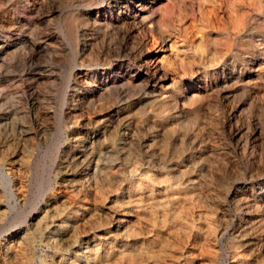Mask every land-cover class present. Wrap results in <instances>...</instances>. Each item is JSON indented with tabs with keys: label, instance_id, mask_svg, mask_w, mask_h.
<instances>
[{
	"label": "rangeland",
	"instance_id": "obj_1",
	"mask_svg": "<svg viewBox=\"0 0 264 264\" xmlns=\"http://www.w3.org/2000/svg\"><path fill=\"white\" fill-rule=\"evenodd\" d=\"M117 1L0 0V245L28 231L7 264H264V0H145L151 26ZM215 2L243 28L219 54L192 43Z\"/></svg>",
	"mask_w": 264,
	"mask_h": 264
},
{
	"label": "bare ground",
	"instance_id": "obj_2",
	"mask_svg": "<svg viewBox=\"0 0 264 264\" xmlns=\"http://www.w3.org/2000/svg\"><path fill=\"white\" fill-rule=\"evenodd\" d=\"M117 1V0H116ZM124 1V0H123ZM216 1V0H215ZM219 2H221L220 0H218ZM226 1V0H225ZM118 2V1H117ZM135 4H137L136 6H134V3L132 4V2L131 3H129V1H126L125 2V6H121V7H117L116 8V15H115V17H116V20L117 21H127L128 20V18H130V16H134V18L133 19H140V22L141 23H146V21H147V17L144 15V12H142V10H143V8L144 7H146V1L145 0H134L133 1ZM218 2V3H219ZM212 3H213V1H212ZM222 3V2H221ZM226 3V2H225ZM117 4V3H116ZM214 4V3H213ZM215 4H216V2H215ZM237 4V3H236ZM121 5V4H120ZM137 6H139V7H141V8H136ZM165 6V5H164ZM203 6V5H202ZM206 6V5H205ZM207 6H209V5H207ZM225 5H223V4H221V5H218V4H216V5H213V6H210V7H208V8H206V10H205V15H207V16H205V15H203V16H205V18L206 17H208L209 18V20H210V22L212 23V25L214 26V28H216L217 30H218V35H217V37L215 38V39H213V38H211V35L210 34H208V33H204L203 35H202V37L200 38V39H197V40H194L192 43H196L198 46H202L201 48H203V46L206 44V45H208L209 46V44L208 43H210V46H211V48L213 49V50H215V51H218V54L221 52V50H223L224 48H227V47H229L230 46V44H231V40H233V37L235 36H237V34L239 33V32H242V25L240 24V23H238L239 22V19H238V24H235L234 22V24H233V26H230V24L228 25V23H227V25H224V23H223V21L227 18L228 20H229V18H230V16H229V13L230 12H228V10L230 9H226L225 7H224ZM264 6V5H263ZM231 7V6H230ZM231 8H233V7H231ZM261 8V7H260ZM148 9V8H147ZM161 9V8H160ZM201 9H202V7H201ZM233 10L234 11H236V9H234L233 8ZM237 10H239V8L237 9ZM259 10V9H258ZM106 11V10H105ZM147 11V10H146ZM160 11V10H159ZM232 11V10H231ZM240 11V10H239ZM239 11H238V14H239ZM247 13V12H246ZM245 13V14H246ZM159 14L161 15V19H165L166 18V16L167 15H165V12H164V9L162 8V13L161 12H159ZM235 15H234V17L236 16V14L237 13H234ZM159 15V16H160ZM241 15V14H240ZM243 15H244V13H243ZM242 15V16H243ZM153 15H151V17H152ZM248 16V15H247ZM253 16V15H252ZM251 16V17H252ZM97 17V16H96ZM155 17V16H154ZM233 17V18H234ZM249 17H250V15H249ZM101 18V17H100ZM168 19H169V16L167 17ZM246 17H244L243 19H245ZM95 19V18H94ZM243 19L241 18V20L243 21ZM155 20V19H154ZM153 20V21H154ZM178 20H181V19H178ZM185 20V19H184ZM191 20V19H190ZM193 20V19H192ZM191 20V21H192ZM207 20V19H206ZM231 20V19H230ZM186 21H188V20H186ZM185 21V23L186 24H188L187 22ZM233 21V20H232ZM231 21V22H232ZM242 21H240V22H242ZM250 21V20H249ZM99 22V21H98ZM97 22V23H98ZM106 22V21H105ZM131 22V21H130ZM150 22H152V18H151V20H150ZM156 22V21H155ZM162 22V21H161ZM177 22V21H176ZM184 22V21H183ZM182 22V23H183ZM193 22H194V20H193ZM245 21H243L242 22V24L244 23ZM96 23V22H95ZM125 23H127V22H125ZM148 23V22H147ZM146 23V24H147ZM154 23V22H153ZM179 23V22H178ZM191 23V22H190ZM208 23H209V21H208ZM109 24V23H108ZM112 24V23H111ZM124 24V23H123ZM134 24H136V22L134 23ZM138 24V23H137ZM149 24V23H148ZM152 24V23H151ZM184 24V23H183ZM210 24V23H209ZM226 24V23H225ZM240 24V25H239ZM247 24H248V22H247ZM260 24V23H259ZM110 25V24H109ZM117 24H115V26H116ZM141 25V24H140ZM150 25V24H149ZM156 25V24H155ZM194 25V24H193ZM193 25H192V27H193ZM256 25V24H255ZM106 26V25H105ZM111 26V25H110ZM113 26V25H112ZM118 26V25H117ZM143 26V25H142ZM151 26V25H150ZM154 26V25H153ZM179 26H180V23H179ZM190 26L191 25H187V28L186 29H189L190 28ZM260 26V25H259ZM114 27V26H113ZM123 27V26H122ZM147 27V26H146ZM155 27V26H154ZM184 27V26H183ZM149 28V27H148ZM253 28V27H252ZM256 28V27H255ZM128 29V28H127ZM151 29V28H150ZM152 29H155V28H152ZM181 30H182V28H180ZM185 29V28H184ZM215 29V30H216ZM129 30V29H128ZM192 30H194V27H193V29ZM191 30V31H192ZM258 30H260V28H258ZM152 31V30H151ZM183 31V30H182ZM188 31V30H187ZM126 32H128L127 30H126ZM183 32H185V31H183ZM129 33V32H128ZM186 33V32H185ZM210 33V32H209ZM130 34V33H129ZM188 34H189V31H188ZM194 35V33H191V35ZM212 34V33H211ZM241 35V34H240ZM239 35V36H240ZM129 37V36H128ZM195 37V36H194ZM193 37V38H194ZM215 37V36H214ZM234 41V40H233ZM191 43V42H190ZM191 43V44H192ZM233 43V42H232ZM193 45V44H192ZM196 45V46H197ZM205 45V46H206ZM197 46V47H198ZM194 47V46H193ZM207 48V47H206ZM204 49V48H203ZM230 49V48H229ZM199 50V49H198ZM206 50V49H205ZM228 50V49H227ZM211 52V51H210ZM225 53V52H224ZM214 54V53H213ZM219 57H221L220 55H219ZM218 58V57H217ZM151 60V59H150ZM149 60V61H150ZM159 60V59H158ZM211 60V59H210ZM148 61V60H147ZM146 62V61H145ZM153 62V61H152ZM156 62H157V60H156ZM160 63H161V61H160ZM163 63V62H162ZM262 63V62H261ZM164 64V63H163ZM143 64H141V66H142ZM155 65V64H154ZM139 66V65H138ZM260 67V66H259ZM224 69V68H223ZM256 69V68H255ZM262 69V68H261ZM264 69V68H263ZM165 70V69H164ZM163 68H162V65H155V66H152L151 64H149V62L148 63H146L145 64V66H144V68H141L140 69V71L143 73V74H141L147 81H148V83L151 85V87H152V89H153V92H156V91H158V88H159V86L161 85V84H163L164 83V81L165 80H167V76L164 74L163 75ZM260 70V69H259ZM206 71V70H205ZM197 72H199V71H197ZM201 72H202V70H201ZM229 72V71H228ZM259 72V71H258ZM200 73V72H199ZM208 73H210V72H208ZM260 73V72H259ZM218 74V73H217ZM211 75H212V73H211ZM227 75V74H226ZM260 75V74H259ZM231 76V75H230ZM261 76V75H260ZM129 77V76H128ZM141 77V76H140ZM259 78V77H258ZM127 79V78H126ZM234 79V78H233ZM238 80V79H237ZM242 80V79H241ZM246 80V79H245ZM129 81V80H128ZM131 81V80H130ZM176 81V80H175ZM240 81V80H239ZM174 82V81H173ZM207 82V81H206ZM211 82V81H210ZM192 83V82H191ZM132 85V84H131ZM185 85V84H184ZM181 86V85H180ZM174 87V86H173ZM199 87V86H198ZM206 87V86H205ZM211 88V87H210ZM182 89V88H181ZM205 89V88H204ZM149 91V90H148ZM203 92V91H202ZM198 93V92H197ZM149 94V93H148ZM170 94V93H169ZM157 95V94H156ZM171 95V94H170ZM169 95V96H170ZM191 95V94H190ZM195 95V94H194ZM193 96V95H192ZM191 96V97H192ZM172 97V96H171ZM197 97H198V95H197ZM194 98V97H193ZM151 99V98H150ZM173 100V99H172ZM176 100V99H175ZM179 101V100H178ZM184 101V100H183ZM175 102V101H174ZM180 102V101H179ZM178 102V103H179ZM188 102H190V101H188ZM153 103H154V106L155 107H157V108H163V107H166V104H168V102H167V100L162 96V92L158 95V97L156 98V96H155V99H154V101H153ZM171 103V102H170ZM169 103V104H170ZM181 103V102H180ZM194 103V102H193ZM186 104H188V103H186ZM171 105V104H170ZM178 105V104H177ZM184 105V104H183ZM190 106V105H189ZM189 106H187V107H189ZM198 106V105H197ZM170 107V106H169ZM183 107V106H182ZM183 108H185V106L183 107ZM182 108V109H183ZM193 108V107H192ZM197 108V107H196ZM165 109V108H164ZM167 109V108H166ZM165 109V110H166ZM169 109V108H168ZM173 109V108H172ZM171 109V110H172ZM177 109H179V108H177ZM185 109H187V108H185ZM194 109V108H193ZM126 110V109H125ZM176 110V109H175ZM174 110V111H175ZM181 110V109H180ZM188 110H190V109H188ZM196 110V109H195ZM161 111V110H160ZM162 111H163V109H162ZM197 111V110H196ZM195 111V112H196ZM120 112V111H119ZM169 112V111H168ZM178 112V111H177ZM184 112H185V110H184ZM160 113H162V112H160ZM165 113V112H164ZM170 113V112H169ZM172 113V112H171ZM155 114V113H154ZM163 114V113H162ZM161 114V115H162ZM178 114V113H177ZM116 115V114H115ZM172 115H174V114H172ZM171 115V116H172ZM197 114H195V116H196ZM129 116V115H128ZM160 116V115H159ZM163 116V115H162ZM187 116V115H186ZM193 116V115H192ZM153 117V116H152ZM177 117V116H176ZM163 118V117H162ZM195 118V117H194ZM145 119V118H144ZM172 119H173V117H172ZM126 120V119H125ZM226 120V119H225ZM142 121H143V119H142ZM177 121H179L178 119H177ZM230 121V120H229ZM126 122H127V120H126ZM134 122V121H133ZM136 122V121H135ZM154 123V122H153ZM152 122H151V124H153ZM172 123V122H171ZM222 123V122H221ZM220 123V124H221ZM233 123V122H232ZM133 124H135V123H133ZM170 124V123H169ZM167 125V124H166ZM171 125V124H170ZM221 125H223V124H221ZM225 125V124H224ZM152 126V125H151ZM159 126H160V124H159ZM230 126H231V124H230ZM233 126V125H232ZM235 126V125H234ZM237 126V125H236ZM122 127V126H121ZM155 127V126H154ZM158 127V126H157ZM175 127V126H174ZM225 127V126H224ZM227 127V126H226ZM126 128V127H125ZM162 128V127H161ZM228 128V127H227ZM236 128V127H235ZM148 129V128H147ZM151 129V128H150ZM164 129V128H163ZM170 129H173V128H170ZM237 129H238V127H237ZM124 130V129H123ZM130 130V129H129ZM152 130H154V129H152ZM177 130V129H176ZM225 130V129H224ZM240 130V129H239ZM151 131V130H150ZM156 131V130H155ZM162 131V130H161ZM171 131V130H170ZM230 131V130H229ZM127 132V131H126ZM167 132V131H166ZM172 132V131H171ZM170 132V133H171ZM163 133H164V131H163ZM162 133V134H163ZM176 133V132H175ZM178 133H180V132H178ZM186 133V132H185ZM184 133V134H185ZM225 133V132H224ZM227 133V132H226ZM126 134V133H125ZM129 134V133H128ZM157 134V133H156ZM177 134V133H176ZM197 134V133H196ZM232 134V133H231ZM231 134H229L230 136H231ZM234 134V133H233ZM232 134V135H233ZM236 134H237V132H236ZM127 135V134H126ZM160 135V134H159ZM168 135V134H167ZM181 135H183V134H181ZM193 135V134H192ZM201 135H202V133H201ZM200 135V136H201ZM226 135V134H225ZM103 136H105V135H103ZM185 136H186V134H185ZM156 137V136H155ZM177 137H178V135H177ZM182 137H184V136H182ZM195 137V136H194ZM188 138V137H187ZM186 138V139H187ZM193 138V137H192ZM196 138V137H195ZM203 138H205V137H203ZM155 139V138H154ZM158 139V138H157ZM162 139V138H161ZM178 139H180V138H178ZM185 139V140H186ZM199 139V138H198ZM174 140H176V138L174 139ZM182 140V139H181ZM195 140V139H194ZM194 140H192L191 142H193ZM88 141V140H87ZM153 141V140H152ZM171 141V140H170ZM188 141V140H187ZM196 141V140H195ZM194 141V142H195ZM199 141V140H198ZM85 142V141H84ZM93 142V141H92ZM189 142V141H188ZM190 142V143H191ZM203 142V140L201 141V143ZM153 143V142H152ZM186 143V142H185ZM85 144V143H84ZM197 144V143H196ZM157 145V144H156ZM169 145V144H168ZM191 145V144H190ZM88 147H90V146H88ZM174 147V146H173ZM186 147V146H185ZM171 148V147H170ZM193 148V147H192ZM87 149V148H86ZM89 149V148H88ZM92 149V148H91ZM179 149V148H178ZM177 149V150H178ZM183 149V148H182ZM189 149V148H188ZM187 149V150H188ZM180 151V150H179ZM173 152V151H172ZM171 153V152H170ZM177 153H179L178 151L175 153V155L177 154ZM185 153V152H184ZM90 154V153H89ZM76 155V154H75ZM82 155V154H81ZM86 155H88V154H86ZM170 155V154H169ZM86 157V156H85ZM174 158V157H173ZM170 159V158H169ZM178 160V159H177ZM180 160V159H179ZM81 161V160H80ZM91 161V160H90ZM158 161H160V160H158ZM184 161V160H183ZM179 162V161H178ZM169 163V162H168ZM183 163V162H182ZM159 164H160V162H159ZM177 164V163H176ZM185 164V163H184ZM186 165V164H185ZM88 166V165H87ZM86 166V167H87ZM93 166V165H92ZM167 166V165H166ZM69 167V166H68ZM89 167V166H88ZM97 167V166H96ZM170 166H168V168H169ZM175 167V166H174ZM177 167V166H176ZM191 167V166H190ZM162 168V167H161ZM83 169V168H82ZM173 169V168H172ZM186 169V168H185ZM66 170V169H65ZM163 170V169H162ZM179 170H180V168H179ZM181 170H183V169H181ZM187 170V169H186ZM95 171V170H94ZM189 171V170H188ZM82 172V171H81ZM88 172V171H87ZM182 172V171H181ZM184 172V171H183ZM64 173V172H63ZM83 173V172H82ZM77 174V173H76ZM75 174V175H76ZM79 174V173H78ZM179 174V173H178ZM72 175V174H71ZM86 175V174H85ZM168 175V174H167ZM172 175V174H171ZM176 175V174H175ZM92 176V175H91ZM82 177V176H81ZM89 177V176H88ZM176 177H178V176H176ZM98 178V177H97ZM150 178V177H149ZM161 178V177H160ZM69 179V178H68ZM92 179V178H91ZM162 179V178H161ZM184 179V178H183ZM189 179V178H188ZM66 180V179H65ZM73 180V179H72ZM94 180V179H93ZM171 180V179H170ZM187 180V179H186ZM99 181V180H98ZM161 181H163V180H161ZM176 181V180H175ZM65 182H67V181H65ZM155 182V181H154ZM169 182V181H168ZM146 183V182H145ZM175 183V182H174ZM155 184V183H154ZM90 185V184H89ZM169 185V184H168ZM183 186V185H182ZM187 186V185H186ZM178 187V186H177ZM184 187V186H183ZM182 188V187H181ZM157 191V190H156ZM168 191V190H167ZM243 191V190H242ZM158 192V191H157ZM245 193V192H244ZM183 196V195H182ZM244 196V195H243ZM59 197V196H58ZM138 197V196H137ZM237 197H238V195H237ZM162 198V197H161ZM160 198V199H161ZM170 198V197H169ZM247 198V197H246ZM55 199H56V197H55ZM155 199V198H154ZM244 199V198H243ZM252 199V198H251ZM63 200H64V198H63ZM150 200V199H149ZM260 200V199H259ZM258 200V201H259ZM152 201V200H151ZM154 201V200H153ZM152 201V202H153ZM241 201V200H240ZM251 201V200H250ZM244 202H245V200H244ZM54 203H56V200L55 201H52V203H51V205L53 204L54 205ZM2 204V203H1ZM158 204V203H157ZM251 204V203H250ZM255 204V203H254ZM62 205V204H61ZM144 205V204H143ZM155 205V204H154ZM176 205V204H175ZM148 206H150V205H148ZM147 206V207H148ZM152 206V205H151ZM248 206V205H247ZM51 207H53V206H51ZM156 207V206H155ZM179 207V206H178ZM258 207H260V205L258 206ZM49 208V207H48ZM90 208V207H89ZM95 208V207H94ZM148 208H150V207H148ZM152 208V207H151ZM253 208V207H252ZM1 209V208H0ZM50 209V208H49ZM54 209V208H53ZM90 209H92V208H90ZM153 209V208H152ZM249 209V208H248ZM262 209V208H261ZM46 210V209H45ZM84 210V209H83ZM107 210V209H106ZM155 210V209H154ZM175 210H177V209H175ZM179 210V209H178ZM111 211V210H110ZM115 211V210H114ZM145 211V210H144ZM173 211V210H172ZM0 212H2V211H0ZM45 212H47V211H45ZM155 212H156V210H155ZM179 212V211H178ZM116 213V212H115ZM162 213V212H161ZM160 213V214H161ZM177 213V212H176ZM53 214V213H52ZM52 214H50L51 216H52ZM55 214V213H54ZM116 214H118V213H116ZM120 214H121V212H120ZM127 214V213H126ZM179 214V213H178ZM264 214V213H263ZM47 215V214H46ZM90 215V214H89ZM129 215H130V213H129ZM156 215V214H155ZM54 216V215H53ZM178 217H179V215H177ZM104 217V216H103ZM126 217V216H125ZM124 217V218H125ZM153 217H154V215H153ZM173 217V216H172ZM48 218V217H47ZM82 218V217H81ZM107 218V217H106ZM112 218V217H111ZM176 218V217H175ZM84 219V218H83ZM89 219V218H88ZM108 219V218H107ZM122 219V218H121ZM121 219H119V220H121ZM77 220V219H76ZM119 220H116V218H114L113 217V219H112V221L109 223L110 225H111V227H110V229H111V231L112 230H118L119 228H120V223H119ZM127 220V219H126ZM151 220V219H150ZM155 220V219H154ZM37 221V220H36ZM89 221H91V220H89ZM107 221V220H106ZM176 221V220H175ZM27 223V222H26ZM52 224V223H51ZM72 224V223H71ZM79 224V223H78ZM105 224H107L106 222H105ZM120 224V225H119ZM125 224V223H124ZM177 224V223H176ZM86 225V224H85ZM109 225V226H110ZM158 225H159V223H158ZM83 226V225H82ZM103 226V225H102ZM135 226V225H134ZM87 227V226H86ZM98 227H100V226H98ZM98 227H97V229H98ZM107 227V226H106ZM136 227V226H135ZM156 227V226H155ZM179 227H180V225H179ZM47 228V227H46ZM54 228V227H53ZM87 228H89V227H87ZM171 228V227H170ZM173 228V227H172ZM25 229V228H24ZM30 229V228H29ZM92 229V228H91ZM96 229V228H95ZM102 229H103V227H102ZM133 229V228H132ZM163 229H164V227H163ZM176 229V228H175ZM47 230V229H46ZM99 230V229H98ZM97 230V231H98ZM107 230V229H106ZM105 230V231H106ZM155 230V229H154ZM82 231L84 232L85 230H83L82 229ZM159 231V230H158ZM178 231V230H177ZM182 231V230H181ZM247 231V230H246ZM45 232V231H44ZM73 232V231H72ZM71 232V233H72ZM28 233V231H16V232H13L11 235H9V237L8 238H5L3 241H1V245H0V264H7V260H9V258L11 257V255H12V253H13V249H14V247L15 246H18V244H20L21 243V241L26 237V235H28L27 234ZM74 233V232H73ZM85 233V232H84ZM106 233V232H105ZM127 233V232H126ZM101 234V233H100ZM154 234V233H153ZM161 234V233H160ZM7 235V234H6ZM49 235V234H48ZM55 235V234H54ZM75 235V234H74ZM85 239L86 240H88L90 237H92V238H95V237H100L101 235H98L96 232H94V231H87L85 234ZM163 235H164V233H163ZM167 235V234H166ZM52 236V235H51ZM106 236H107V234H106ZM113 236V235H112ZM82 237V236H81ZM28 238V237H27ZM43 238V237H42ZM106 238V237H105ZM117 239V238H116ZM2 240V239H1ZM54 242H57V241H59V239H55L54 238ZM90 240V239H89ZM165 240V239H164ZM25 241H27V240H25ZM62 241V240H61ZM82 241V240H81ZM111 241V240H110ZM63 242V241H62ZM75 242V241H74ZM107 242V241H106ZM64 243V242H63ZM53 244V243H52ZM27 245V244H26ZM61 245V244H60ZM59 245V246H60ZM74 245L75 244H73V247H74ZM91 246L92 245H90V243H88V242H86V244H84L83 246H81V249L82 250H85V252L87 253V252H89L90 250H91ZM149 246V245H148ZM107 247V246H106ZM264 249V248H263ZM76 250H77V248H76ZM148 251V250H147ZM61 252V251H60ZM151 253H152V251H151ZM131 255V254H130ZM15 258V257H14ZM138 258H139V256H138ZM68 259V258H67ZM21 260V259H20ZM51 260V259H50ZM49 260V261H50ZM59 260V259H58ZM62 261V260H61ZM69 261V260H68ZM84 261V260H83ZM10 262H11V260H10ZM120 262V261H119ZM28 263V262H27ZM26 263V264H27ZM61 264V263H60Z\"/></svg>",
	"mask_w": 264,
	"mask_h": 264
}]
</instances>
